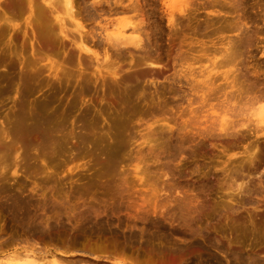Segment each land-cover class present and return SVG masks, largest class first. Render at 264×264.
<instances>
[{"label": "rangeland", "instance_id": "374dc122", "mask_svg": "<svg viewBox=\"0 0 264 264\" xmlns=\"http://www.w3.org/2000/svg\"><path fill=\"white\" fill-rule=\"evenodd\" d=\"M95 1L74 0L73 2V10L79 12L78 19L84 25L83 30L94 35V37L87 35L89 41L87 45L98 54V60H89L88 58L84 60L83 56L88 57V54L82 53L83 55L78 56L76 47L74 46L73 49V45L71 46L72 42L69 40L71 36L63 38L60 35H56L55 39L48 37L47 46L50 52L43 51L47 46L41 45L42 39H40V35L35 29L36 26L32 25L34 20L30 17V9L27 8L26 2L22 4V9L11 12L7 8V0H0V26L3 23H7L9 26L0 33V71L6 70L9 66H16L15 72H17L21 64L26 60L29 61L43 54H49V57L61 65V68L73 73L68 82H58L53 77L47 76L45 80L38 81L36 85L31 84V95L26 100L27 105L37 102L46 105L48 109L56 108L59 111L63 110L71 102L76 93H78L79 85L77 79L82 74H88L89 76H83L90 77L92 83H89L90 86L87 92L76 98L73 115L79 111L88 109L98 119L100 127H103L101 131H108L111 128L112 117L115 116L117 110L120 108H125L126 110L136 108L145 112L140 113L141 116L140 114H130L128 116L126 123L129 127L124 133V138H88L90 141L97 143V149L94 150L90 145H84L80 149V155L78 152L75 155L73 150H69L70 152L63 153V156L60 154L53 157V154H49L41 157L36 155V152L30 150L28 158L25 157V160L20 159L21 163L19 165H23L19 167L17 174L12 175L10 170H8L9 173L7 172L8 174L4 175L6 177L0 175V190L4 187L5 189L3 188L4 190L2 189L1 191H8V193L0 191V258L13 251L19 252L24 251L23 249H35L33 252L36 256H46L47 260L44 259L47 262L51 259L50 252L54 251L56 253L55 260L58 259V256L59 259L66 256L61 258L64 259L63 262L58 259L60 264H65V262L66 264H78L77 258L80 253L81 255L84 253L78 259H81L80 264L85 260L87 263L85 261L83 264H90V262H93L92 264L95 262L96 264L100 262L95 255L99 252L96 249H100V247L107 248L106 244L108 248L111 247L110 245L113 240L120 241L123 239V232L128 235L132 231L139 232L142 227L147 228L149 222L156 214L153 212V205L159 207L161 204L166 203L164 200L170 191L163 185L164 182L162 177H160V175H163L162 173L165 172L168 178H170L168 183L171 187L179 186L181 191L189 195L200 193L208 204L214 201L219 202L222 199L227 200L228 196L226 194L230 190H227L226 185L222 183L224 182L221 179L222 170L227 166L230 167L228 165L229 162L233 158L240 156L241 154L239 153H243L246 150L252 151L251 153L257 150L261 161L255 170H253L254 176L251 177L252 179L249 183L250 193L243 194L251 202L241 210L246 215V211H253L255 209L254 213L258 214L256 218L259 216L264 218V137L190 138L185 135L184 138H181L179 137L181 133L177 130V128L181 127L186 130L202 129L212 123L218 124L221 121L230 119L225 104L222 103L224 96H222L223 98L220 97V99L208 97L211 100H207V95L210 93L208 88L212 87L209 85V82V86L207 85L209 77L215 78L214 85L216 86L220 85L224 87L228 84L232 85V79L239 69L241 74H253L259 76L263 81L264 0H187V5L182 7L185 9L184 11H175L174 15L178 22L176 26H169L167 24L165 0H131L133 1L134 9L128 13L117 15H110L107 12L110 7L115 6L112 2L110 6L104 4V9L99 10V7L92 3ZM131 1L123 0L124 5H129ZM31 3L33 7L36 5L47 7L45 0H31ZM65 18L66 16L64 17V21H68L65 23L67 24V30L73 31L72 33L75 34L74 26L69 23V19ZM117 18H127L133 23L141 24V37L146 47L145 49L142 50L132 45L122 46V49H115L104 41L102 35L99 36L98 26ZM11 26H14V28ZM238 40H242L243 43L245 42V44L241 42L244 45L243 47L237 46L240 42L236 43ZM94 42L95 44L99 43L100 46L95 45ZM234 43H236L235 47H237L235 52H239L235 53L230 50L232 53L229 52L230 54H228L227 48L228 51L231 48L233 49ZM201 44L207 45L210 50L206 52L199 62L191 65L194 69L187 76L190 82L186 83V78L181 76L182 72L180 71L179 61L177 59L174 60L176 50L180 48L181 50L187 49L193 53H200L199 45ZM215 47L216 49H213ZM71 48L75 56L67 64ZM157 57L160 58H158L161 61L160 63L164 65V67L159 68V71H156L155 67L144 64L145 61L156 60ZM107 65L111 71H116V77L109 75L105 71ZM98 69L101 70L100 74L96 73ZM255 70L257 73H255ZM225 75H228L229 78L223 80ZM153 77L155 79H152ZM125 79H129L130 81L125 84ZM151 80H155V82ZM236 82L237 86L241 84L239 80H236ZM19 83L16 76L11 83L0 89V121L2 126L6 125L5 117L8 116L18 101H20L21 86ZM152 83L154 84L152 85ZM228 89L232 88L227 87L226 91ZM126 92L130 93V95L125 101L126 103L121 106V104H118V99ZM218 93L216 95L220 94ZM158 105L164 107L165 114L157 111L161 109V106ZM156 108L158 109L156 110ZM171 109H173V112ZM152 110L157 111L159 114H155ZM171 113H173V118L177 115L176 118L174 120L173 118L170 120L166 119V116L172 117L171 115L169 116ZM100 114L104 115L101 116ZM163 116H165L166 120H162L164 119L162 118ZM155 119L159 120H157L158 123L152 124ZM158 124L176 128L173 136L168 138L165 132L164 134L167 138L165 136L161 138L158 136L156 138H146L147 130ZM116 139L120 147L116 148L117 158L114 168L119 174L116 176L117 173H111L109 177L105 178L101 176V170L103 171L104 169V156L101 150L112 147ZM73 140L71 141L74 142ZM144 140L151 141V145L153 144L151 149L149 145H146ZM72 142H69V145ZM20 160L17 161L20 162ZM139 167H141V172L143 170L141 174L148 172L151 176L144 184H140L135 175V170L139 169ZM125 178H128L129 181L126 179L127 182H125ZM258 179L262 181L261 185H259ZM115 185H120L122 189L125 188L126 192L123 189V195L130 198H126L125 196L126 200H119L118 202L123 201L118 203L119 206L122 205L120 206V210H116L110 215L112 212L109 209L113 208L111 207L113 206V201H111L113 198L112 190ZM85 186L89 188V193L83 195V197L81 195V199H78L80 203L85 201V203H92L94 206L104 207L103 205L106 201V206L109 205V208L104 218L106 219L107 217V220L112 218L110 219L111 221L114 219L115 222H113L114 224L116 223L117 227L120 225L119 222L123 225V227L120 225L122 227H120L121 230L119 227L116 228L115 234L110 235L111 237L108 234L112 233L106 231L105 235H91L90 232L84 233L85 235L88 233L87 237L83 234L82 238L81 235L82 243L79 242L80 238L78 243H81V246L84 244L83 246L89 247L90 241V245L93 244V247L96 248L93 250L97 251L94 255L91 254V256L85 252H67L64 255L58 248L56 250L51 244L42 243L40 240L29 238L21 241L17 227H19L18 224H23L24 222L13 219L4 206L8 204L12 197L35 202V200H58L59 198H68L69 196L71 200L76 201L77 198L75 196H80L76 190L81 187L86 188ZM5 193L9 195L3 197ZM5 199H8V201ZM127 199L130 200V203H128L129 200ZM4 201L7 202L5 203ZM108 201L111 203L109 202L108 204ZM126 203L135 207L131 206L128 208L129 206ZM144 203L146 205L145 208L148 206L147 208L151 210V213H148L150 211L146 209L148 212L145 215H140L141 211L138 210L139 208L137 209V206L144 205ZM116 204L114 205L116 206ZM125 205L126 208H121L125 207ZM173 205L171 203L170 216L175 219L179 213ZM135 211L137 212L136 214ZM132 214L133 216L131 217ZM134 214L136 217L137 214L138 217H141L136 218ZM156 215L159 216L158 214ZM142 216H144V219H142ZM170 216L169 218H171ZM217 216L214 215L208 218L207 221L204 220L203 225L208 224V221L215 223ZM127 218L128 220H126ZM122 222L124 223L122 224ZM125 223L128 225L129 223H131L130 225L133 224L134 228L129 227L130 231L129 228L125 229ZM85 237L86 239H84ZM174 237L177 239L176 235ZM99 238L104 239L101 240ZM216 238H219V235ZM89 239H92L96 243H92ZM38 241L40 243H36ZM177 242H181L179 237ZM33 243L35 247H33ZM100 243H103V246ZM181 243H185V241ZM246 244L247 241L243 242V245ZM93 247L90 246L89 248ZM36 249H38L37 252ZM246 249L248 252L251 250L249 248ZM210 253L222 259L216 252L212 251ZM153 257L154 259H152ZM153 257L145 258L146 264H179L171 258L164 259L163 261L155 258L156 256ZM65 258L69 261H66ZM69 258L72 261L76 258L74 261L78 263L74 261L71 263L72 261ZM194 258L193 261H197L196 257ZM58 260L56 261L58 262ZM117 260L119 261L117 264H128L124 256L119 255ZM36 261L38 264H41L43 258L41 256L36 257ZM138 264L145 263L139 261Z\"/></svg>", "mask_w": 264, "mask_h": 264}, {"label": "bare ground", "instance_id": "6f19581e", "mask_svg": "<svg viewBox=\"0 0 264 264\" xmlns=\"http://www.w3.org/2000/svg\"><path fill=\"white\" fill-rule=\"evenodd\" d=\"M24 2H26L27 8L30 9V17H32V19L34 20V22H32V25L36 26L35 29L37 30V33H39L40 39H42V46H47L48 37L55 39L56 35H60L63 38H68L69 36H71L69 38L70 42H72L71 46L73 45V49L74 46L76 47L75 49L79 57L83 55L82 53H85L88 54V57L84 55V60L85 58H88L89 60H98V54L96 53V51H93L87 45V42H89L87 39V35L90 37H94V35H92L88 31L83 30L84 25H82V23L78 19L79 12H75L73 10L74 0H45L47 7L41 5H36L33 7L31 0H7V8L11 12L19 11L23 8L22 4ZM111 2L115 6L110 7L107 10L110 15H117L120 13L125 14L134 9V5L132 3L133 1H131L129 5H124L123 0H96L92 3H94V5H97L99 7V10H103L104 4L110 6ZM187 3V0L164 1L166 21L169 26L177 25V18H175L174 15L175 11H184L185 9H183L182 7L187 5ZM65 16V19H69V23L74 26V30L76 32L75 34L72 33L73 31L71 32L67 30V24L65 23L68 21H64ZM123 19H112L109 22L100 24L98 26L99 36L102 35L104 37V41L115 49H122V46L126 45L139 47L142 50L145 49L146 47L144 46L143 39L141 37V24L133 23L130 19L127 18ZM8 27L9 26L7 23H3L2 26H0V33H2V31L6 30ZM11 27L14 28V26ZM239 41L240 40H238L236 43H238ZM241 42L242 44H245V42L243 43V41L241 40L239 42L240 44L238 43L237 46L243 47L244 45H242ZM236 43H234L235 45L233 44L234 46H232L235 48H233L234 50L231 48L228 51V48L226 47L228 54H230V50H232V52L236 51ZM95 45L100 46L99 43H96ZM213 49H216V47ZM238 49L240 50V48ZM208 50H210V48L204 44L199 45L200 53H193L187 49L181 50L180 48L179 50H176L174 60L177 59L179 61L180 71L182 72L181 76L183 78H186V83L190 82L187 76L190 75L191 71H193L194 69L191 67V65L199 62L205 56ZM43 51L49 53L50 49L47 46V48ZM72 51L73 50L71 48V52H69L68 62H66L67 64L70 63L71 59L75 56V53ZM158 58L159 57H157L156 60H147L144 62V64L155 67L154 69H156V71H159V68L164 67V65L160 63V58ZM15 70L16 66H9L8 68H6V70L0 71V89L4 86L6 87L9 83H11L16 76L21 86L20 101H18L15 108L8 114V116L5 115L7 116L5 117L6 123L2 120L6 125L3 123L5 126H2L0 121V175L2 176L8 174V170H10V173L12 175L17 174L19 167L23 165H19L21 163V160H25V157L28 158V153L30 150L36 152V155H39L41 157L49 154H53V157L59 156L60 154L63 156V153H68L70 152L69 150H73V153H75V155L77 152L80 155V149H82L84 145H90L94 150L97 149V143L94 141H90L88 138H124V133L126 132V130H128L129 127V125L126 123L128 116L130 114L132 115L145 113L144 111L142 112L140 110H137L136 108H131L128 110H126L125 108H120L119 110H117L115 116H113L111 119L112 123L110 125V130L101 131V128L103 127H100L98 119L88 109L79 111L77 114L73 115V109H75L76 106V98L79 95H83L85 92H87L90 84L92 83V79L88 77V74H82L81 76L79 75L80 77L77 79L79 85L78 93H76L71 102L63 110L59 111L56 108L48 109L46 105H42L37 102L27 105L26 100L31 95L30 85H36L38 81L45 80L47 76L53 77L58 82H68L69 79H71V77L73 76L72 72L61 68V65L52 60L49 57V54H43L42 56L32 58L29 61L26 60L21 64V67H19V70L17 72H15ZM100 71L101 70L98 69L96 73L100 74ZM105 71L113 77H116L117 75L116 71H111L108 65L105 67ZM255 73H257L256 70ZM228 78L229 76L225 75L223 77V80ZM152 79L155 78L153 77ZM208 79L209 80H207V85L209 82V85H211L212 87H206L210 91V93L207 95V100L209 98L220 99V97L224 96V98L222 97L223 100H221L223 101L222 103L225 104V108L227 109L230 119L221 121L218 124L212 123L203 128L201 127L202 129L186 130L182 127L177 128V130L181 133L179 137L184 138V136L186 135V137L190 138H263L264 79L262 81L259 76L253 74L251 75L249 73L241 74L239 72V69L234 75L233 79L231 78L233 80L232 85L228 84L224 87L220 85L216 86L214 85L215 78L209 77ZM236 80H239L241 84L237 86ZM129 81V79H125L124 83L127 84ZM152 82H155V80H153ZM153 84L154 83H152V85ZM155 86L157 87V85ZM227 87L232 89H228V91H226ZM217 93L219 95H216ZM213 94L214 96H212ZM129 95L130 93H124V95L118 99V104H121V106L124 105ZM158 106H161V109L157 110L158 108H156V110L163 114L164 107L162 105ZM171 110L173 112V109ZM152 111L155 112L154 110ZM157 111L155 112V114L158 113ZM227 112L225 113L227 114ZM101 113L103 112L101 111ZM177 114L179 115V113ZM100 115L102 116L104 114ZM170 115L172 117L169 118L168 116H163L162 118L165 117L166 119L170 120L173 118V113L169 114V116ZM176 116L174 117L176 118ZM165 118L162 120H166ZM175 118H173V120ZM157 120L155 119L152 124H157L159 121ZM163 125L164 124L155 125L157 126L156 128L155 126H153V128L155 129L149 128L148 130L150 131L147 130L146 138H156V136L161 138L165 136V132L167 133L166 136L168 135V138H171L176 128L174 129L173 126ZM72 139H74V142L71 141ZM144 141L147 146H150L149 148L151 149V147L153 146V144L151 145L150 143L151 141ZM69 142H72V144L69 145ZM119 145L120 144H118L116 139L112 147L101 150V153L104 156V169L103 171L101 170V176L106 178L109 177L111 173H117L116 176L119 174L114 168V163L117 158L116 148ZM248 151L246 150L243 153H239L241 154L240 156L233 158L232 161L229 162L228 165L230 167L227 166L222 170L221 179L224 181L222 183L226 185L227 190H230L227 191V194L225 193L228 198L226 195H224L227 200L222 199L219 202L214 201L209 202L210 204H208L206 200L202 198L200 193L189 195L181 191L179 189V186L173 185L174 187H171L168 183L170 178H168V175L165 172L162 173L163 175H160V177H162V180L164 182L163 185H165L164 187H167L168 191L170 192L166 195V199L164 200L166 201L165 204H161V206L159 207L157 205V207L153 205V212L158 214L159 216L155 214L153 219L149 222L147 228L142 227L140 230L139 228L141 226L137 228L139 232L132 231L128 235L127 233L124 234L123 232V239L120 241L111 240L112 243L110 245L111 247L109 248L106 244L107 248L102 247V249L100 247V249H96L95 247H93V244L90 245V241L88 245L89 247L91 246L93 248H89L88 246L85 247L86 245L83 246L84 244H82L83 247L81 246L82 241L80 237L82 235L83 238V234L86 232H90L91 235H105L104 233L106 231L112 233H107L110 236L115 234L116 228L119 227V229L121 230V228L123 227V225H121V222H119V224L122 227L120 225L117 227L116 223L114 224V219L113 222L110 220L112 218L108 220L107 217L106 219L104 218V215L109 208V205L106 206V201L103 205L104 207L94 206L92 203H85V201L80 203L78 199L81 197V195L83 197V195L89 193V188L87 186H85L86 188L77 187L78 189L76 190V192L80 196H75L77 198L76 201L71 200L69 196L68 198L58 197V200H35V202L28 200L25 201L22 198L18 197H12L7 205H3L13 219L24 222L23 224H18L17 222V224L19 225V227H17V232L20 235L21 241L29 238L40 240L42 241V243L46 242L47 244H51L54 248H56V250L58 248L64 255L67 252H85L88 255H94L95 252L99 251L98 254H95L98 258L97 260L100 261L98 262L99 264H117V262L119 263V261L117 260L119 255H121L122 257L124 256L128 264H138L139 261H142L146 264L147 261H145V258H151L153 256H156L155 258L161 259L163 261L164 259L171 258L179 264H264V218L261 216L256 218L258 214L254 213L256 211L255 209L253 211H246V215L242 212L243 207L251 202V200L243 194L250 193L251 189L249 183L252 179L251 177L254 176L253 170H255V168L261 161V157L257 150H255L257 154L254 151L253 153H251L252 151H249L250 153ZM17 160H20V162H18ZM22 163L24 162L22 161ZM140 168L141 167L135 170V175L137 176V181L140 184H144L145 181L151 178V176L148 174V172H144L146 175L144 173L141 174L143 170L141 169V172ZM126 179L128 180V178H125V182H127ZM260 179H258L259 185L262 184V181ZM170 187L171 189L169 190ZM123 189L120 187V185H115V187L113 188V198L111 199V201H113V206L111 207L113 208L109 209L112 212L110 213V215H112L114 211L120 210V206L122 205L119 206L118 203L123 201H118L124 200L126 196L123 195ZM1 192L8 193V191ZM7 193H5L3 197H6L5 195H9ZM127 197L128 196H126V198ZM5 200L8 201V199ZM114 201H117L115 202L117 203L116 206L114 205ZM109 202L110 201H108V204ZM128 203H130V200ZM171 203L174 204L173 206L179 213L178 217H176L175 219L170 216ZM128 206V208H130L133 205L130 206V204H128ZM145 206V203L144 205L142 204L139 207L137 206V209L139 208L138 210L141 211L140 215H145L148 211H150L148 213H151V210H148L147 208L148 206L146 208ZM121 208H126V205L125 207ZM136 213L137 212L135 211V214ZM168 215L171 218H169ZM214 215H218L215 223H210L208 221V224L203 225L204 220L207 221L208 218H211ZM132 216L133 214L131 215V217ZM142 219H144V216H142ZM126 220H128V218ZM174 222L176 223L175 225ZM123 223L124 222H122V224ZM130 224L131 223H129V225L125 223V229L133 227V224ZM175 235L177 239L179 237L181 239V242L185 241V243L177 242V239L174 237ZM218 235L219 238H216V236ZM86 237L84 239H86ZM89 240H91L92 243L95 242L92 239ZM78 241L81 243H78ZM245 241H247V244L243 245V242ZM36 243L40 242L38 241ZM101 245L103 246V243ZM33 247H35V245ZM246 248L251 249L250 252H248ZM93 249H96L97 251ZM23 250L24 251L19 252L13 251L11 253H8L7 255L2 256L0 258V264H38L36 261V257L38 258L40 256L41 258H43L41 264H60L59 260H62L63 262L64 259L61 258L66 257L60 256L61 258L59 259V256L57 255L59 260H56H58V263L54 258L56 257V253L54 251H51V256L47 254L51 257V259L47 262L46 256H36V254L33 252L35 249ZM37 250L38 249H36V252ZM212 251L219 254L222 259L210 253ZM78 255L79 257L82 256L81 253ZM79 257L77 258V261H79V263L77 261H74L76 258L73 259V261L80 264L81 259L78 260ZM194 257H196L197 261H193ZM152 259H154V257ZM73 261L71 263H73ZM84 262H82V264ZM92 263L93 262H90V264Z\"/></svg>", "mask_w": 264, "mask_h": 264}]
</instances>
